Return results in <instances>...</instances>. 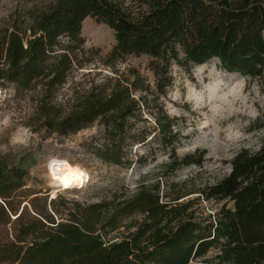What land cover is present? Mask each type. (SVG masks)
<instances>
[{
    "label": "trees",
    "instance_id": "trees-1",
    "mask_svg": "<svg viewBox=\"0 0 264 264\" xmlns=\"http://www.w3.org/2000/svg\"><path fill=\"white\" fill-rule=\"evenodd\" d=\"M87 16L113 30L106 64L147 56L153 87L131 69L68 107L54 101L69 73L92 61L81 34ZM215 58L228 72L264 76V0H54L28 27L1 35L0 85L17 93L39 89L37 117L50 133L99 124L101 142L90 145L107 164L129 166L133 146L155 144L167 151L162 171L170 175L201 165L205 151L178 155L182 133L160 98L173 84L174 65L190 71ZM229 164L226 175L185 202L170 196L175 184L167 180L87 202L64 195L82 189L76 187L54 197L23 194L26 167L0 156V264H264V140L256 151L239 149ZM200 198L213 200L215 210L195 216L189 209Z\"/></svg>",
    "mask_w": 264,
    "mask_h": 264
},
{
    "label": "rangeland",
    "instance_id": "rangeland-1",
    "mask_svg": "<svg viewBox=\"0 0 264 264\" xmlns=\"http://www.w3.org/2000/svg\"><path fill=\"white\" fill-rule=\"evenodd\" d=\"M53 2L0 0V37L14 25L28 27L32 15ZM81 34L92 61L69 73L55 94V102L68 107L78 94L94 85L105 87L118 75L129 76L131 69L153 87L155 77L149 69L150 58L147 56L130 55L112 65L106 64L115 44L113 30L107 25L87 16L82 21ZM172 68L173 84L160 100L168 115L177 118L182 133L177 153L181 157L199 149L204 150L205 155L201 165L184 166L170 175L162 171L163 164L169 159L167 151L156 149L155 144L133 146L130 155L133 162L129 166L107 164L95 155L90 145L101 142L99 124L94 123L67 136L50 133L41 127L37 117L39 89L17 93L11 84L0 85V156L26 167L28 176L23 194L41 191V196L46 191L50 195L53 190L60 192V182L49 174L50 163L58 160L79 166L88 174V182L81 190L64 192L69 198L94 202L123 189L133 193L140 182L160 180L165 186L167 180L175 184L168 189L170 196L184 195L178 201L185 202L199 198L192 191L226 175L230 169L229 161L239 149L258 150L264 140V76L250 78L228 72L216 58L190 71L176 65ZM221 95L225 99L220 98ZM144 117L149 122L153 119L147 113ZM152 148L157 150L155 157L149 154ZM142 154L147 157L146 161L135 162L136 156ZM216 205L213 200L200 198L194 200L189 210L195 211V216H202L210 214ZM110 236L118 238L121 233L114 232ZM215 253L216 250L211 249L207 256Z\"/></svg>",
    "mask_w": 264,
    "mask_h": 264
},
{
    "label": "bare ground",
    "instance_id": "bare-ground-1",
    "mask_svg": "<svg viewBox=\"0 0 264 264\" xmlns=\"http://www.w3.org/2000/svg\"><path fill=\"white\" fill-rule=\"evenodd\" d=\"M220 98L225 99V96L221 95ZM56 161H54L53 163H50L49 174L53 180L58 181L62 183L63 185H65V180L68 179L69 176H71V173L73 170H78L79 173L84 174V176L81 177V180L79 181L75 179H70V180L68 179L69 184L68 186H65L64 189L71 187L72 184H80L81 182L83 183L85 182V177L87 176V173L83 169H81L79 166H73V165H70L69 163H63L58 160ZM56 194H57V190H53L52 197H54Z\"/></svg>",
    "mask_w": 264,
    "mask_h": 264
},
{
    "label": "snow or ice",
    "instance_id": "snow-or-ice-1",
    "mask_svg": "<svg viewBox=\"0 0 264 264\" xmlns=\"http://www.w3.org/2000/svg\"><path fill=\"white\" fill-rule=\"evenodd\" d=\"M84 174L83 173H79L78 170H73L72 173H71V178L72 179H75V180H81V177H83ZM86 178V177H85ZM69 184V180L66 179L65 180V186H68Z\"/></svg>",
    "mask_w": 264,
    "mask_h": 264
},
{
    "label": "built area",
    "instance_id": "built-area-1",
    "mask_svg": "<svg viewBox=\"0 0 264 264\" xmlns=\"http://www.w3.org/2000/svg\"><path fill=\"white\" fill-rule=\"evenodd\" d=\"M87 182H88V174H87V176L85 178V182L84 183L81 182L80 184H72L71 187L83 188L86 185ZM58 187H59V189H64L65 185H63L62 183H60V186H58Z\"/></svg>",
    "mask_w": 264,
    "mask_h": 264
},
{
    "label": "clouds",
    "instance_id": "clouds-1",
    "mask_svg": "<svg viewBox=\"0 0 264 264\" xmlns=\"http://www.w3.org/2000/svg\"><path fill=\"white\" fill-rule=\"evenodd\" d=\"M68 179H69V180L72 179L71 176H69Z\"/></svg>",
    "mask_w": 264,
    "mask_h": 264
}]
</instances>
